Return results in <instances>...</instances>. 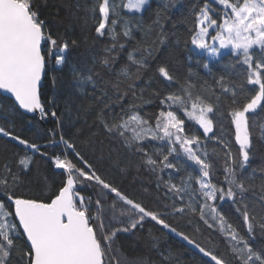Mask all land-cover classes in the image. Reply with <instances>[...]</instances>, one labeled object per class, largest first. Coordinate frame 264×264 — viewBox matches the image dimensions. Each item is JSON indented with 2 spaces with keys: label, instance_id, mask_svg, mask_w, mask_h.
Wrapping results in <instances>:
<instances>
[{
  "label": "snow or ice",
  "instance_id": "snow-or-ice-1",
  "mask_svg": "<svg viewBox=\"0 0 264 264\" xmlns=\"http://www.w3.org/2000/svg\"><path fill=\"white\" fill-rule=\"evenodd\" d=\"M175 2L157 0L155 18L145 25L143 14L150 10V0H92L91 6L84 9L88 13L85 26L92 21L96 25V37L107 36L112 45L105 48L103 58L92 61L88 74L84 75L68 63L70 47L76 46L77 41L73 40L71 46L67 41L57 45L56 39L46 35V24L39 12L33 10L31 0H0V90L14 97L12 111H18L15 107L18 105L28 113L39 112L42 118L49 115L40 98L42 78L49 71H60L63 66L70 67L80 88L91 85L95 93L98 85L92 73L97 68L111 72L127 41H136L142 48L139 57L136 49L128 52L127 63L110 82L119 100L131 94L132 101L127 108L120 104L117 113V105L105 102L111 100L107 92H99L96 100L103 107L97 113V132L83 145L84 151L79 150L72 136L66 137L63 121L55 110L50 115L60 128L59 139H51L43 146L21 138L11 128L0 126V138L26 149L24 155L17 156L12 163H5L0 172V264H10L12 252L20 240H26L28 245L23 253L27 264H147L146 259H130L123 254L118 258L119 248L112 247L119 233H132L143 228L146 221L155 222L161 232L167 230L193 245L209 258L206 264H264V249L257 250L250 243L257 229L264 235V215L256 211L258 206L264 209V177L257 185L254 172L246 175L254 157L251 129L255 125L250 122L249 114L264 107V0H204L195 13L191 51L203 59L206 75L213 78L219 90L213 92L215 102L194 91L196 84L192 81L190 66L188 78L182 84L172 74L170 64L178 60L179 41L175 45L169 42V33L162 20ZM118 24L119 33L116 31ZM137 32L141 34L139 39ZM153 32L155 39L145 44ZM121 36L126 38L125 43H119ZM42 42L49 45L48 58L55 56V65L51 68ZM225 56H229V63L223 62ZM208 57L216 61V70ZM188 60L190 64L192 57ZM153 63L158 64L156 70L162 83L166 82V86L180 84L177 92L160 99V105L167 110L156 114L154 127L137 110V101H144L146 88L138 92L134 82V78H139ZM197 64H201L200 59ZM236 65L245 73L244 82L239 85L233 83L238 75L234 71ZM55 85L56 77L53 76ZM150 85L148 81L147 87ZM222 98H226L230 106L226 113L221 111ZM177 109L202 129V135L198 134L199 129L192 133V126L186 127ZM217 119L230 120L238 155L233 153L230 144H223L215 137ZM12 123L9 121L10 125ZM52 132L55 136L56 130ZM98 134L119 142L129 157L137 158L138 169L142 167L154 174L157 191L163 186L166 189L164 199L171 203H163L159 211L148 209L105 179L97 163L109 160L120 167V160L118 157L113 160L112 153L105 155L102 149L97 155V146L92 141ZM208 139H217L223 144L222 180L217 178L206 150ZM260 139L264 141V131ZM50 146L63 149L59 155L51 157L55 169L62 170L56 173L62 177L59 185L28 178L36 154L47 160ZM89 150L95 162L85 154ZM131 163L130 159L129 166ZM165 170H172L167 180L162 176ZM120 171L126 173L128 167ZM182 171L186 176L174 183L173 173ZM256 187L260 194L256 197L253 193L250 199L247 194ZM82 189H91L92 194L86 198L81 194ZM19 190L28 194L18 195ZM109 199L111 204L105 209L104 201ZM224 201H230L239 214L236 223L230 222L218 207V203ZM169 215L187 218L189 227L193 226L192 217H198L194 232L203 235L199 227L202 222L207 229L223 237L227 252L218 255L212 248L178 231L165 219ZM113 222L122 226L109 231ZM241 229L246 235L241 234ZM206 239L213 243L211 236ZM161 256L162 264H179L171 253H161Z\"/></svg>",
  "mask_w": 264,
  "mask_h": 264
},
{
  "label": "trees",
  "instance_id": "trees-1",
  "mask_svg": "<svg viewBox=\"0 0 264 264\" xmlns=\"http://www.w3.org/2000/svg\"><path fill=\"white\" fill-rule=\"evenodd\" d=\"M33 10L39 12L40 18L44 20L46 24V35H50L53 39L57 40V45L67 41L70 46L73 40L77 41V45L70 47L68 52V63L71 68H75L77 73L88 74V69L92 66L93 60H100L105 56V48L112 45V40L105 36L103 38H97L95 33V24L92 21H88L85 26V20L88 13L85 12L86 7H90L92 0H31ZM204 0H176L173 6H170L166 13L162 23L165 26V30L169 33V42L173 45L179 41V57L178 60L170 64L172 74L176 77L177 81L182 84L185 79L188 78L189 66L191 67L193 76L192 81L196 84L194 91L199 92L204 97H210L215 102V96L213 92L218 93V88L212 77H208L205 70L202 67L203 59L198 57L197 53L191 51L193 46L191 45V31L195 27L196 16L195 13L199 11V7L202 6ZM151 8L148 12L143 14L145 25L150 24L155 18V10L157 7V0H150ZM79 5V9L77 8ZM215 6V5H214ZM215 18V17H214ZM116 31L120 32L119 24ZM137 39L140 38V33L137 32ZM155 39V32L152 33L144 41L145 44H150ZM126 38L121 36L119 43H125ZM45 57L48 60V66L51 68L55 65V56L48 58L47 48L49 45L44 42ZM119 45L117 44V49ZM136 49L135 54L137 57L142 53V48L137 45L136 41H127L126 48L119 52L118 59L112 65V71L103 70L97 68L92 74L98 85L97 91L94 93L91 85L85 88H80L78 82L70 71L69 66H63L60 71L55 73L49 71L46 76L43 77L42 85L40 87V98L42 105L46 108L49 115L41 117L40 113L30 116L18 108V111H12L13 101L7 96L0 94V126L5 128H11L15 134H18L21 138L28 140L31 143L38 145H45L50 142L51 139H59L60 128L57 124V120L51 117L50 113L55 110L57 117L63 121V131L67 136H72L75 143L78 145L79 150L84 151L83 145L89 141L92 134L97 132V113L103 107L96 100V96L101 90L107 92L108 97L111 100H106V103H112L117 105L115 111L120 112L119 105L122 104L124 108H127L132 101L131 94L124 100H119L110 83L115 79V73L118 72L122 66L127 63L128 52ZM191 56L192 60L189 64L188 57ZM230 56V54H229ZM229 56L224 57V63H229ZM165 59L161 57V60ZM201 60V64H197V60ZM208 59V58H207ZM210 61V60H209ZM211 65L214 66V70L218 65L216 61L211 60ZM157 63L151 64V66L144 71L139 78H134V82L137 87V91L146 88L144 92V101H137L138 112L141 116L148 119L150 124L154 127L155 116L160 110L164 109L160 105V99L166 96L170 92H177L180 84L175 86H166V82L162 83V78L159 77L157 72ZM134 71V69H132ZM234 71L238 74L233 78V83L239 85L243 83V76L245 73L240 65H236ZM99 73L96 75V73ZM198 74V76L196 75ZM53 76L56 77V85L53 86ZM151 81L150 87H147V82ZM207 81V83H205ZM123 91V86L121 88ZM158 93V95H157ZM221 111L226 113L230 110V106L226 98H222ZM150 101V102H145ZM183 112L177 109V115L184 119L186 127L191 125V132L196 133L199 126L194 121H189L182 116ZM250 122L254 123V127L251 129L253 152L254 157L250 166L247 169V174L254 172L256 180L255 183L259 185L260 179L264 177V141L260 139L262 131H264V107L259 108L255 113H250ZM9 121L13 123L10 125ZM56 130L55 136H53L52 130ZM215 137L223 141V144H230L234 154L238 155V145H235L234 140V128L230 124L229 119H217L214 125ZM75 134V135H73ZM202 135V129H199V133ZM213 134L210 133L211 137ZM217 139H208L206 141V150L209 157L214 164V172H216L217 178L223 179V166H224V151L223 144L218 143ZM97 146V155L102 149L104 154L112 153L113 160H120V167H115L112 161L105 160L101 163H97V167L100 168V174L105 179L112 182L115 186L120 188L126 195L132 198L138 203H142L146 208L159 211L163 208V203H171L170 200L164 199V192L166 189L161 188L157 191L156 176L146 170L145 168H137L136 157H129L127 151L122 148L119 142L115 140H109L103 135H97L92 141ZM103 142V143H101ZM156 143V142H152ZM178 147V146H177ZM43 151V147L41 148ZM151 150V149H149ZM49 158L42 160L39 154L35 156V163L32 165V172L28 178L33 181L46 182L51 185L55 182L59 185L61 176L56 173L61 170H56L54 164L51 162V157L59 155L61 148L49 147L47 149ZM26 152L23 145H19L16 142L7 140L6 138H0V172L4 170L5 163H12L14 158L22 156ZM28 154L31 155L30 151ZM90 160L95 162V158L92 156L91 151L85 153ZM132 160L129 166V160ZM76 163L77 161H73ZM191 163V162H189ZM128 167L126 173H121L120 169ZM172 170H165L162 174L163 179H168V174ZM174 183H179L181 176H186L183 171L180 173H173ZM215 182V180H214ZM194 187V181H193ZM147 189V191H145ZM46 191V189H45ZM23 190L17 192L18 195L22 194ZM253 193L258 197L260 194L259 187H256L249 191L247 194L251 199ZM28 194V193H23ZM86 198L92 194L91 189H82L81 192ZM159 197V199H158ZM95 197L93 196V201ZM111 200L104 201L105 209H109ZM218 207L226 214L230 222L236 223L238 213L232 206L230 201L219 202ZM258 215H264V209L259 206L256 209ZM165 219L177 228L178 231L184 232L189 235L190 238L196 240L202 246L212 248L218 255L226 253L227 249L223 242V237L217 232H213L206 228L202 222L199 223V227L203 235L194 232V227L197 225L198 217H192L193 226H188V219H178L171 215L165 217ZM119 223L113 222L109 227V231L112 228L121 227ZM241 234L246 235V231L241 229ZM211 236L213 243H209L206 237ZM250 243L257 250L264 249V235L260 234L259 229L255 233V239ZM153 244L156 247H153ZM218 245V246H216ZM113 249L119 248L120 252L117 253L119 258L121 254L127 256L130 259L140 258L146 259L147 264H162L161 253L167 255L171 253L178 261L179 264H206L209 258L204 257L199 253L193 245L187 244L186 241L176 236L174 233H169L167 230L160 231V226L155 225V222L146 221L143 224V228L134 230L132 233H119L118 239L112 245ZM28 245L25 240L17 241V248L12 252L10 264H27V257L23 253L27 250Z\"/></svg>",
  "mask_w": 264,
  "mask_h": 264
},
{
  "label": "water",
  "instance_id": "water-1",
  "mask_svg": "<svg viewBox=\"0 0 264 264\" xmlns=\"http://www.w3.org/2000/svg\"><path fill=\"white\" fill-rule=\"evenodd\" d=\"M42 44H44V42H42ZM42 80H43V78H42ZM42 83L43 82H41V85H42ZM0 94H3V95H5V96H7L9 99H11V101H13V103L15 104V100H14V97H11L10 96V94H6V93H4V91L3 90H0ZM18 106V105H17ZM18 108H19V106H18ZM21 111H22V113H25V114H27V115H30V116H34V115H36V114H38L39 112H34V113H28V112H26L25 110H23V109H20ZM62 171V170H61ZM25 242H26V240H25ZM27 243V242H26Z\"/></svg>",
  "mask_w": 264,
  "mask_h": 264
},
{
  "label": "rangeland",
  "instance_id": "rangeland-1",
  "mask_svg": "<svg viewBox=\"0 0 264 264\" xmlns=\"http://www.w3.org/2000/svg\"><path fill=\"white\" fill-rule=\"evenodd\" d=\"M208 60H210V61H211V60H212V58H211V57H208ZM182 116H183L184 118H187V117H185V116H184V114H182Z\"/></svg>",
  "mask_w": 264,
  "mask_h": 264
}]
</instances>
